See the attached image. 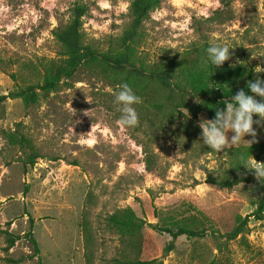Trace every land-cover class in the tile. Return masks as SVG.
Listing matches in <instances>:
<instances>
[{"label": "rangeland", "instance_id": "1", "mask_svg": "<svg viewBox=\"0 0 264 264\" xmlns=\"http://www.w3.org/2000/svg\"><path fill=\"white\" fill-rule=\"evenodd\" d=\"M76 1L88 6L85 42L105 50L128 22L130 0H0V94L41 81L40 62L59 56L52 30L67 22ZM230 6V20L220 23L208 19L223 9L222 0H161L144 22L140 56L155 63L202 39L249 47L242 38L246 28L264 41V0H232ZM263 51L256 47L252 60L263 62L258 58ZM256 68L262 71H255V79H264V67ZM118 90L80 67L58 91L35 104L25 107L20 98L0 103V264L5 257L20 256L25 259L19 264H37L38 255L28 257L33 254L25 236L30 228L42 264H85L87 249L93 264H111L121 241L106 218L126 206L145 222L142 259L264 264V213L261 219L249 216L235 238L223 235L239 215L251 214L262 197L264 178L257 179L243 163L264 167V155L256 160L251 148L264 140V119L253 114L259 121L253 124L255 136L246 134L236 146L204 153L175 125L163 132L139 114L136 127L122 129L114 103ZM206 120L201 112L199 124ZM233 134L228 132L229 139ZM21 135L40 156L32 167L24 168L21 161L29 151L20 144ZM234 174L243 181L231 187L207 181ZM191 205L213 219L214 231L172 239L155 229V224H170L172 215L195 212ZM9 238L15 241L6 250ZM170 242L173 248L167 251Z\"/></svg>", "mask_w": 264, "mask_h": 264}, {"label": "trees", "instance_id": "2", "mask_svg": "<svg viewBox=\"0 0 264 264\" xmlns=\"http://www.w3.org/2000/svg\"><path fill=\"white\" fill-rule=\"evenodd\" d=\"M231 1L222 0L223 9L215 10L208 20H217L220 23L230 20ZM160 5L161 0H130L127 8L128 22L122 33L105 50H99L85 42L83 37L82 25L83 17L88 11L87 4L84 1L74 2L69 8L67 22L52 30V35L60 47L59 56L40 62L41 81L0 94V103L8 98H20L24 106L28 107L58 91L65 79L72 78L80 67H84L117 88L122 83H128L141 98V102L134 107L150 127L170 132V127L175 125L200 151L214 153L215 151L203 143L198 115L204 112L208 120L213 119L216 109L225 108L224 101H230L241 89L255 95L250 92L247 84L256 80V67H264V51L258 57L263 62L252 60V51L256 47L264 49V41H259L256 33L246 28L242 38L249 41V47L243 43L229 45L230 58L219 67L211 64L207 58L206 48L213 43L207 39L192 42L177 53L166 54L158 62L147 63L139 52L144 38L143 26L151 12ZM19 142L29 150L26 157L21 158L24 168L32 167L40 158L39 154L33 150L30 140L25 136L21 135ZM251 148L257 151L254 158L261 159L264 155V140ZM147 169L150 170V166ZM207 181L220 187H231L242 182L243 178L234 174L230 179L213 178ZM191 208L195 212H189L181 218L172 215L170 224H155V229L169 234L172 239L182 235L189 238L203 237L210 229L214 231L213 219L194 205ZM263 213L264 189L253 212L244 218L239 215L236 225L223 235L228 239L235 238L244 230L249 216L261 219ZM106 222L110 229L119 234L121 241V247L111 258V264H161L158 258H141V231L145 222L131 207L115 209L108 214ZM25 236L33 248V254L28 257L38 255L37 264H42L40 248L31 228ZM14 241L9 238L6 250L14 245ZM172 248L173 243L170 242L166 250L170 251ZM91 252L86 250L85 264H93ZM24 259V256L5 257L4 264H19Z\"/></svg>", "mask_w": 264, "mask_h": 264}, {"label": "clouds", "instance_id": "3", "mask_svg": "<svg viewBox=\"0 0 264 264\" xmlns=\"http://www.w3.org/2000/svg\"><path fill=\"white\" fill-rule=\"evenodd\" d=\"M230 49L231 47L227 43H210L206 48L207 58L214 66H222L230 58ZM255 71L259 73L262 69L256 68ZM247 87L252 94L264 98V79L257 78L255 81H249ZM140 102L141 98L136 95L128 83L120 85L119 90L114 93V103L119 106L118 111L120 112L118 126L124 129L138 125L139 116L134 105ZM224 103L226 107L216 109L213 119L200 124L203 143L217 153L236 146L246 134L255 136L253 124L259 123V121H254L253 114H258L260 118L264 119V99L257 100L254 95L248 94L243 89L233 95L230 101L225 100ZM230 130L234 134L229 139L228 132ZM88 143L91 146L93 141L90 140ZM243 164L247 168L255 170L257 179L264 178V167H261L259 163L252 166H249L247 162Z\"/></svg>", "mask_w": 264, "mask_h": 264}]
</instances>
